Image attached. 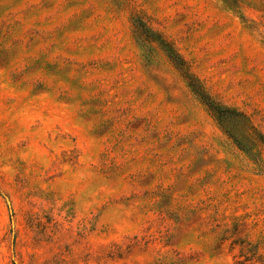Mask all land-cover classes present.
<instances>
[{
    "label": "rangeland",
    "instance_id": "rangeland-1",
    "mask_svg": "<svg viewBox=\"0 0 264 264\" xmlns=\"http://www.w3.org/2000/svg\"><path fill=\"white\" fill-rule=\"evenodd\" d=\"M0 264H264V0H0Z\"/></svg>",
    "mask_w": 264,
    "mask_h": 264
},
{
    "label": "trees",
    "instance_id": "trees-1",
    "mask_svg": "<svg viewBox=\"0 0 264 264\" xmlns=\"http://www.w3.org/2000/svg\"><path fill=\"white\" fill-rule=\"evenodd\" d=\"M170 52L172 53L171 50H170ZM193 80H194L195 83H197V80H195V79H193ZM203 100H205L206 104L208 105V107L217 114V118H219V119H226L227 118L226 114H232V117L233 116L234 117L235 116H241L239 113H235V111L232 110V109L224 108V107H221V106H219L217 104L212 103L211 100L209 98H207V97H206V99H205V97H203Z\"/></svg>",
    "mask_w": 264,
    "mask_h": 264
}]
</instances>
